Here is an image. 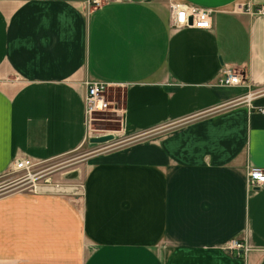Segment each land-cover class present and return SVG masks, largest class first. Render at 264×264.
<instances>
[{"label": "crops", "instance_id": "obj_1", "mask_svg": "<svg viewBox=\"0 0 264 264\" xmlns=\"http://www.w3.org/2000/svg\"><path fill=\"white\" fill-rule=\"evenodd\" d=\"M170 4L211 10V28L173 27ZM248 5L264 0H0V177L95 150L81 193L0 195V264H264V186L246 185L264 170V16ZM88 83L120 96L110 144L88 141Z\"/></svg>", "mask_w": 264, "mask_h": 264}, {"label": "rangeland", "instance_id": "obj_2", "mask_svg": "<svg viewBox=\"0 0 264 264\" xmlns=\"http://www.w3.org/2000/svg\"><path fill=\"white\" fill-rule=\"evenodd\" d=\"M117 93L118 92L108 93L107 91L105 93V99L115 103L120 100V96ZM94 117L95 121L91 123L92 130L88 132L90 135H113L114 131H117L120 128L121 118L119 113L108 111L106 113H97ZM110 143L112 142L104 144ZM94 152V149L89 146H84L82 149L74 153L44 163L35 164L29 170L28 175L24 172L15 173L8 171L4 176L0 177V195L10 196L14 194H30L37 191L44 192L45 189L48 188L46 186L59 185L63 187L66 186L65 184L73 185V188H65L63 192L67 191L71 193V190L74 189L75 192L81 193L83 184L81 175L78 173V166L80 165V161L84 160L88 155H91ZM73 173H76V177L68 179L67 177ZM68 189H70V191Z\"/></svg>", "mask_w": 264, "mask_h": 264}, {"label": "built area", "instance_id": "obj_3", "mask_svg": "<svg viewBox=\"0 0 264 264\" xmlns=\"http://www.w3.org/2000/svg\"><path fill=\"white\" fill-rule=\"evenodd\" d=\"M93 6H99L101 0H88ZM243 12L249 15L264 16V7L254 9L248 5ZM170 23L173 27L177 28H190L198 30H207L211 28V14L212 11L196 6H185L179 4L169 5ZM223 78L218 82L225 86L237 85L240 82L238 76H236L232 69L225 68L222 71ZM109 85L104 83H88L86 86L84 96V122L87 131H91V123L95 121V115L97 113H106L108 111H116L114 103L105 99V93L107 92ZM264 115V109L261 110ZM35 164L30 163L24 159H18L12 164L11 172H24L28 175L29 170ZM246 185L248 188H260L264 186V170L259 168H251L246 172ZM229 247L232 250L246 253L247 247L244 243L232 240L228 242ZM238 255V254H237Z\"/></svg>", "mask_w": 264, "mask_h": 264}, {"label": "water", "instance_id": "obj_4", "mask_svg": "<svg viewBox=\"0 0 264 264\" xmlns=\"http://www.w3.org/2000/svg\"><path fill=\"white\" fill-rule=\"evenodd\" d=\"M114 140V136L111 134L108 135H101V136H93L88 139L89 143L91 144H104ZM76 177V173L70 174L68 179H73Z\"/></svg>", "mask_w": 264, "mask_h": 264}, {"label": "bare ground", "instance_id": "obj_5", "mask_svg": "<svg viewBox=\"0 0 264 264\" xmlns=\"http://www.w3.org/2000/svg\"><path fill=\"white\" fill-rule=\"evenodd\" d=\"M94 125V124H93Z\"/></svg>", "mask_w": 264, "mask_h": 264}]
</instances>
